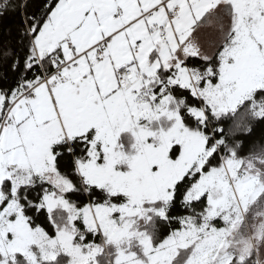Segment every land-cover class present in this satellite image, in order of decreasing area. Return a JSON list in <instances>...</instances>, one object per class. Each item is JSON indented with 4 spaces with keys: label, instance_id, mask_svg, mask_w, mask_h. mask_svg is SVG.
<instances>
[{
    "label": "snow or ice",
    "instance_id": "obj_1",
    "mask_svg": "<svg viewBox=\"0 0 264 264\" xmlns=\"http://www.w3.org/2000/svg\"><path fill=\"white\" fill-rule=\"evenodd\" d=\"M6 16L0 264H264V0Z\"/></svg>",
    "mask_w": 264,
    "mask_h": 264
},
{
    "label": "trees",
    "instance_id": "obj_2",
    "mask_svg": "<svg viewBox=\"0 0 264 264\" xmlns=\"http://www.w3.org/2000/svg\"><path fill=\"white\" fill-rule=\"evenodd\" d=\"M18 27V17L6 16L0 20V49L7 48L10 45L14 46L16 41V32ZM262 132V129H257V136Z\"/></svg>",
    "mask_w": 264,
    "mask_h": 264
},
{
    "label": "rangeland",
    "instance_id": "obj_3",
    "mask_svg": "<svg viewBox=\"0 0 264 264\" xmlns=\"http://www.w3.org/2000/svg\"><path fill=\"white\" fill-rule=\"evenodd\" d=\"M210 37L208 36V34H204L203 36H202V39L203 40H207V39H209Z\"/></svg>",
    "mask_w": 264,
    "mask_h": 264
}]
</instances>
